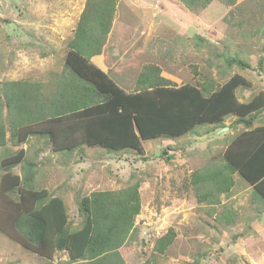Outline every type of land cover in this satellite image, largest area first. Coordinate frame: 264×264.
Segmentation results:
<instances>
[{"label": "rangeland", "instance_id": "374dc122", "mask_svg": "<svg viewBox=\"0 0 264 264\" xmlns=\"http://www.w3.org/2000/svg\"><path fill=\"white\" fill-rule=\"evenodd\" d=\"M85 2L0 0V88L5 82L23 81L42 84L46 94L53 91ZM117 3L103 65L124 90L135 89L139 71L124 68L122 72L121 68L134 49H144L137 56L141 64L157 65L177 87L202 81L220 86L234 73H242L250 88L238 92L240 101L264 93V0H244L232 7L214 0L196 11L178 0H136L138 8L143 7L137 15L124 11L123 1ZM153 29L156 37L146 40ZM229 57L251 68L227 65ZM260 60L262 71L257 75L254 69ZM254 120L253 128L264 125V112ZM235 121L236 117L229 116L222 128L197 126L174 139L144 141L143 154L82 146L75 155L69 154L73 151L60 155L63 151L53 150L48 139L31 137L17 148L0 149V160L24 150L25 162L12 172L22 175L28 163H34V188L64 196L72 229L83 219L78 211L82 197L94 191L126 189L138 181L141 210L120 250L127 264L145 260L152 264H264V204L252 199V189L244 180L235 174L233 188L221 196L218 206L198 203L190 184L191 174L218 165L226 145L244 130ZM14 200L0 195V226L5 230L0 232V264H67L66 252L43 258L10 237L8 214ZM223 210L231 215L229 225ZM169 229L175 238L165 253L157 254L154 243Z\"/></svg>", "mask_w": 264, "mask_h": 264}, {"label": "trees", "instance_id": "16d2710c", "mask_svg": "<svg viewBox=\"0 0 264 264\" xmlns=\"http://www.w3.org/2000/svg\"><path fill=\"white\" fill-rule=\"evenodd\" d=\"M117 1L86 0L52 92L46 94L38 83H2L0 149L17 148L37 137L48 139L53 150L63 152L86 146L115 154L126 150L143 154L144 141L174 139L197 126L222 128L225 119L233 116L244 130L226 145L221 162L210 170L194 171L190 184L198 203L218 206L238 174L251 187L252 199L264 204V125L253 128L254 118L264 112V93L240 102L236 90L250 85L238 74L220 86L202 81L177 87L161 77V69L154 64L143 66L132 92L124 90L91 62L106 44ZM178 1L196 11L214 0ZM219 1L232 7L238 0ZM225 63L241 70L251 68L235 57L226 58ZM254 71L260 75L261 60ZM23 161L22 149L0 160V195L15 198L8 214L15 242L43 258L66 252L67 264H127L120 250L141 210L138 181L126 189L94 191L82 197L78 211L83 219L72 229L62 198L34 188V163H28L22 175L12 172ZM225 212L222 216L229 225L231 215ZM0 232L5 233L1 226ZM174 238V230L169 229L155 241L154 251L165 253Z\"/></svg>", "mask_w": 264, "mask_h": 264}, {"label": "crops", "instance_id": "0c3cea01", "mask_svg": "<svg viewBox=\"0 0 264 264\" xmlns=\"http://www.w3.org/2000/svg\"><path fill=\"white\" fill-rule=\"evenodd\" d=\"M121 1H123L124 2V7H123V9H124V11H128V13L129 14H132V15H137V12L139 11V10H142V6H140L139 8H138V6L139 5H136L135 4V1L136 0H121ZM244 0H238L237 2H236V4H235V6H238V4H240V3H242ZM245 1H247V0H245ZM119 3H117V5H116V11H115V15H114V19H113V23H112V28H111V31H110V33L108 34V38H107V41H106V44L103 46V49H102V52H101V54H99V55H95V56H93L92 58H91V62L96 66V67H98L99 69H101L103 72H105V73H107L108 72V67H106V66H104L103 65V62L105 63V60H104V56H105V52L107 51L106 49H108V45H109V43H110V39H111V37L113 36V30H114V25H115V16H116V14H117V12H118V10H119V5H118ZM212 5V3L210 4V5H208V6H211ZM126 8V9H125ZM82 12V11H81ZM81 14V13H80ZM153 17L155 18L156 17V15L153 13ZM149 18H151V17H149ZM149 18H146L145 20H146V22L147 21H149L150 19ZM154 31H150L151 33L149 34V37L146 39V40H148V41H150V40H152V38H154V37H156V35L154 36V32H156L157 30L156 29H153ZM148 36V35H147ZM133 37V36H132ZM148 47V46H147ZM145 50L144 49H134V52H132L131 53V57H129V60H127L126 62H125V65L126 66H123L122 68H121V71L123 72L126 68H128V69H132V70H136V69H138V71H139V73L141 72V70H142V68H143V64H141V61L137 58V56H139L142 52H144ZM102 65V66H101ZM147 65H149V64H147ZM145 66V65H144ZM157 66V65H156ZM125 68V69H124ZM139 73H138V75H139ZM234 74H238V75H240V76H242L243 78H245L247 81H248V78L246 77V76H244V74H242V73H234ZM138 75H137V77H138ZM160 76L161 77H163L164 78V76H163V74H162V71H161V73H160ZM137 77H136V79H137ZM231 77V76H230ZM230 77H228V79L230 78ZM259 78V77H258ZM135 79V80H136ZM167 79V78H166ZM249 82V81H248ZM250 88V87H249ZM248 88V89H249ZM239 91H243L242 90V88L241 89H237L236 90V95H237V98H238V92ZM261 92H264V85H262V88H261ZM239 100V99H238ZM240 101V100H239ZM247 101H249V100H241L240 102H247ZM76 152H77V150H74L72 153H69V152H59L58 154H60V155H62V153L64 154V155H66V154H73L74 153V155L76 154ZM40 155V154H39ZM76 181V180H75ZM51 183H54V180H51L50 181ZM72 183H74V181H71ZM249 188H251V187H249ZM57 197H60V198H62L63 199V201H64V196H62V195H56ZM65 203V202H64ZM262 216H264V214L262 215Z\"/></svg>", "mask_w": 264, "mask_h": 264}, {"label": "water", "instance_id": "95a60500", "mask_svg": "<svg viewBox=\"0 0 264 264\" xmlns=\"http://www.w3.org/2000/svg\"><path fill=\"white\" fill-rule=\"evenodd\" d=\"M224 130H226V128L222 129L220 132H223Z\"/></svg>", "mask_w": 264, "mask_h": 264}, {"label": "built area", "instance_id": "2783aa9c", "mask_svg": "<svg viewBox=\"0 0 264 264\" xmlns=\"http://www.w3.org/2000/svg\"><path fill=\"white\" fill-rule=\"evenodd\" d=\"M151 235H148V237H150Z\"/></svg>", "mask_w": 264, "mask_h": 264}]
</instances>
